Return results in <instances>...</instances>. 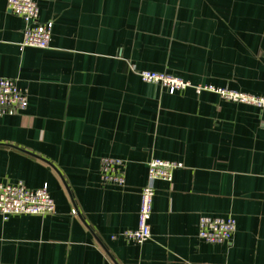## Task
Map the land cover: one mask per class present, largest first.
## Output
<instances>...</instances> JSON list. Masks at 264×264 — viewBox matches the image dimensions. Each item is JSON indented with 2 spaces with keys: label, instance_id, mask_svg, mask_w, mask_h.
<instances>
[{
  "label": "crops",
  "instance_id": "obj_1",
  "mask_svg": "<svg viewBox=\"0 0 264 264\" xmlns=\"http://www.w3.org/2000/svg\"><path fill=\"white\" fill-rule=\"evenodd\" d=\"M35 1L45 49L20 46L0 0V78L27 95L0 118V182L46 186L54 212L0 216V264H264V109L219 92L264 98V0ZM106 157L125 161L122 187L100 181ZM152 159L182 168L155 182L136 244L122 234ZM203 216L233 218L231 240L199 239Z\"/></svg>",
  "mask_w": 264,
  "mask_h": 264
},
{
  "label": "built area",
  "instance_id": "obj_2",
  "mask_svg": "<svg viewBox=\"0 0 264 264\" xmlns=\"http://www.w3.org/2000/svg\"><path fill=\"white\" fill-rule=\"evenodd\" d=\"M7 10L20 17L24 22L22 48L45 49L51 41L52 22H39V10L35 0H6ZM145 83L160 85L170 93L191 87L189 82L164 74L141 71L138 73ZM196 91L211 89L195 87ZM223 98L232 102H244L264 109V98L254 97L232 91H219ZM27 95L18 88L14 80L0 78V118L12 115L14 112L25 110ZM125 161L113 158L100 160V181L105 185L122 187L125 184ZM179 162L152 159L147 165V182L140 192V206L138 211L137 227L134 230L123 232V237L136 244L150 239L151 231L149 219L152 214L154 184L158 180L169 181L172 172L181 169ZM54 212V202L48 194L46 186L41 189H28L22 182H0V216L6 219L9 216L37 215L44 216ZM76 214V210H71ZM235 233L233 218L200 217L198 222V238L211 244L223 243L231 240Z\"/></svg>",
  "mask_w": 264,
  "mask_h": 264
}]
</instances>
